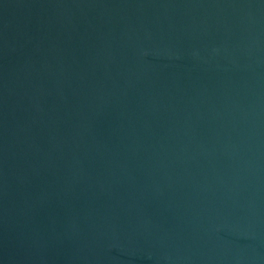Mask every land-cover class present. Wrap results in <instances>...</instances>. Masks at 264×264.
Here are the masks:
<instances>
[{"label": "water", "instance_id": "95a60500", "mask_svg": "<svg viewBox=\"0 0 264 264\" xmlns=\"http://www.w3.org/2000/svg\"><path fill=\"white\" fill-rule=\"evenodd\" d=\"M0 264H264V0H0Z\"/></svg>", "mask_w": 264, "mask_h": 264}]
</instances>
